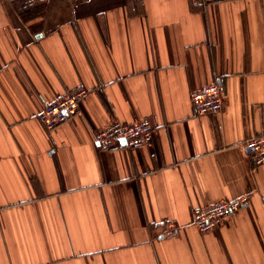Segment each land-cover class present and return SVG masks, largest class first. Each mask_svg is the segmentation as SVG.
<instances>
[{
  "label": "crops",
  "instance_id": "0c3cea01",
  "mask_svg": "<svg viewBox=\"0 0 264 264\" xmlns=\"http://www.w3.org/2000/svg\"><path fill=\"white\" fill-rule=\"evenodd\" d=\"M212 81L222 109L198 114ZM77 86L48 130L39 112ZM144 118L152 144L93 138ZM263 121L264 0H0V264H264V163L241 145Z\"/></svg>",
  "mask_w": 264,
  "mask_h": 264
},
{
  "label": "built area",
  "instance_id": "2783aa9c",
  "mask_svg": "<svg viewBox=\"0 0 264 264\" xmlns=\"http://www.w3.org/2000/svg\"><path fill=\"white\" fill-rule=\"evenodd\" d=\"M89 93L85 86H77L67 90L62 96L48 102L45 108L39 112V118L43 126L53 130L63 124L73 115L77 114L81 102ZM191 101L198 114L218 113L223 106L222 87L218 81H212L200 89L191 93ZM156 129L149 119L144 118L131 123H122L114 120L104 129L96 132L95 141L108 148H114L125 141L126 147L132 148L141 145H149L154 141ZM242 145L244 154L251 164L264 163V121L261 130ZM250 194L246 193L232 200L220 201L198 207L193 213V224L202 232L213 230L220 226L223 219L246 205L250 200ZM181 227L173 220L164 222L160 236H171L177 233Z\"/></svg>",
  "mask_w": 264,
  "mask_h": 264
},
{
  "label": "water",
  "instance_id": "95a60500",
  "mask_svg": "<svg viewBox=\"0 0 264 264\" xmlns=\"http://www.w3.org/2000/svg\"><path fill=\"white\" fill-rule=\"evenodd\" d=\"M124 141V140H123ZM125 142V141H124Z\"/></svg>",
  "mask_w": 264,
  "mask_h": 264
}]
</instances>
